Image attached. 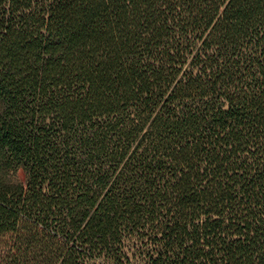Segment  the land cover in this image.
I'll list each match as a JSON object with an SVG mask.
<instances>
[{
    "label": "trees",
    "instance_id": "trees-1",
    "mask_svg": "<svg viewBox=\"0 0 264 264\" xmlns=\"http://www.w3.org/2000/svg\"><path fill=\"white\" fill-rule=\"evenodd\" d=\"M0 264H264V0H0Z\"/></svg>",
    "mask_w": 264,
    "mask_h": 264
},
{
    "label": "clouds",
    "instance_id": "clouds-1",
    "mask_svg": "<svg viewBox=\"0 0 264 264\" xmlns=\"http://www.w3.org/2000/svg\"><path fill=\"white\" fill-rule=\"evenodd\" d=\"M25 178H26L25 170L22 167H19L15 170L11 183H17L19 181L24 180Z\"/></svg>",
    "mask_w": 264,
    "mask_h": 264
}]
</instances>
